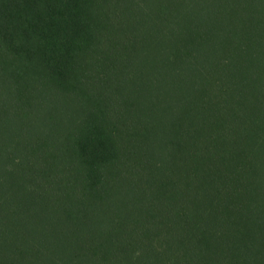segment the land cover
Here are the masks:
<instances>
[{
	"label": "trees",
	"instance_id": "1",
	"mask_svg": "<svg viewBox=\"0 0 264 264\" xmlns=\"http://www.w3.org/2000/svg\"><path fill=\"white\" fill-rule=\"evenodd\" d=\"M0 264H264V0H0Z\"/></svg>",
	"mask_w": 264,
	"mask_h": 264
}]
</instances>
